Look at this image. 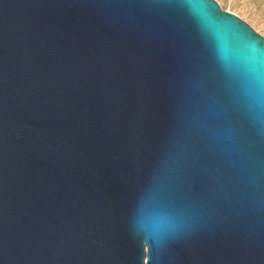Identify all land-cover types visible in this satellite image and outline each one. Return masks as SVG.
<instances>
[{"label": "water", "instance_id": "95a60500", "mask_svg": "<svg viewBox=\"0 0 264 264\" xmlns=\"http://www.w3.org/2000/svg\"><path fill=\"white\" fill-rule=\"evenodd\" d=\"M0 264H264V39L214 0H0Z\"/></svg>", "mask_w": 264, "mask_h": 264}, {"label": "rangeland", "instance_id": "374dc122", "mask_svg": "<svg viewBox=\"0 0 264 264\" xmlns=\"http://www.w3.org/2000/svg\"><path fill=\"white\" fill-rule=\"evenodd\" d=\"M220 9L243 20L264 39V0H214Z\"/></svg>", "mask_w": 264, "mask_h": 264}]
</instances>
